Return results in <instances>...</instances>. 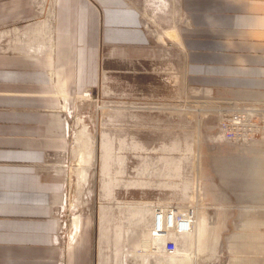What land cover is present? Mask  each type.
<instances>
[{
	"label": "rangeland",
	"instance_id": "374dc122",
	"mask_svg": "<svg viewBox=\"0 0 264 264\" xmlns=\"http://www.w3.org/2000/svg\"><path fill=\"white\" fill-rule=\"evenodd\" d=\"M55 1L27 0L33 19L0 24V51L24 40L28 25L48 20ZM84 1L101 22L100 2ZM124 2L149 37L148 57L111 59L121 50L101 43L95 86L87 84L75 95L57 90L59 113L69 124L67 150L59 160L67 169V209L95 219L99 249L118 264H264V210L262 218H221V210L231 208L221 202L229 188L221 187L219 127L221 110L230 106L221 105V92L187 80L184 0ZM83 130L87 149L77 151L74 136ZM242 154L247 202L232 209L251 215L257 206L250 198L264 190V143ZM157 207L194 214L192 233L180 237L173 255L150 246Z\"/></svg>",
	"mask_w": 264,
	"mask_h": 264
},
{
	"label": "crops",
	"instance_id": "0c3cea01",
	"mask_svg": "<svg viewBox=\"0 0 264 264\" xmlns=\"http://www.w3.org/2000/svg\"><path fill=\"white\" fill-rule=\"evenodd\" d=\"M98 1L101 22L84 0H56L48 20L28 25L24 40L0 51V264H118L99 249L93 217L70 212L77 220L66 222L67 169L59 162L69 124L57 90L75 95L95 86L101 43L121 50L111 59L148 57L137 14L124 0ZM184 10L188 82L221 92L222 106L264 102V0H184ZM34 17L27 0H0V24ZM245 164L237 146L221 141V187L229 188L221 202L231 208L221 218L263 217L264 190L250 198L257 206L251 215L232 209L247 202Z\"/></svg>",
	"mask_w": 264,
	"mask_h": 264
},
{
	"label": "built area",
	"instance_id": "2783aa9c",
	"mask_svg": "<svg viewBox=\"0 0 264 264\" xmlns=\"http://www.w3.org/2000/svg\"><path fill=\"white\" fill-rule=\"evenodd\" d=\"M221 113V141L237 146L241 155L242 152L254 150L257 145L264 143V102L230 107L221 110ZM68 212L66 222L71 226L77 219ZM194 221L192 213L182 214L155 208L149 235L150 246H159L168 255L177 253L180 237L192 233Z\"/></svg>",
	"mask_w": 264,
	"mask_h": 264
},
{
	"label": "bare ground",
	"instance_id": "6f19581e",
	"mask_svg": "<svg viewBox=\"0 0 264 264\" xmlns=\"http://www.w3.org/2000/svg\"><path fill=\"white\" fill-rule=\"evenodd\" d=\"M88 137L89 136L87 135L85 130L81 131L80 133H76L75 134L74 138H75V145H76L77 151H82V150L87 149ZM85 178H86L85 177V172H81L80 173V180H79V184L80 185L83 184V181H84Z\"/></svg>",
	"mask_w": 264,
	"mask_h": 264
}]
</instances>
